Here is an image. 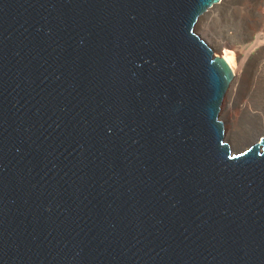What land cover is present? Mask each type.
<instances>
[{
  "label": "water",
  "instance_id": "95a60500",
  "mask_svg": "<svg viewBox=\"0 0 264 264\" xmlns=\"http://www.w3.org/2000/svg\"><path fill=\"white\" fill-rule=\"evenodd\" d=\"M221 0H0V264H264V135L234 150Z\"/></svg>",
  "mask_w": 264,
  "mask_h": 264
},
{
  "label": "bare ground",
  "instance_id": "6f19581e",
  "mask_svg": "<svg viewBox=\"0 0 264 264\" xmlns=\"http://www.w3.org/2000/svg\"><path fill=\"white\" fill-rule=\"evenodd\" d=\"M227 2L228 0H221L216 5V7L224 6ZM263 6L264 0H243V2H238L233 7H230L233 15L229 18L227 17L228 19L225 20L224 38L226 41H228V43H226L224 47V56L221 57L224 58V60L232 69L234 79L232 82L233 87L229 88V95L227 96L228 99L224 103V107L221 112L222 117H224V121L232 112L233 106L236 103V100L239 98L238 96L241 88L244 86V84H246L247 80L249 81V79H251V81H253L255 84H258L256 85L258 87L259 85L264 86ZM213 13L214 12L209 11L207 14L210 17ZM209 41L213 46L221 45V42L216 38H210ZM241 112V115H244L243 117L245 118H261V111L259 109L257 110V108L256 110H251L247 104L241 106ZM227 120H229V118ZM262 127L264 132V126ZM236 130V125L230 127V129H228V136L232 137L234 134H236ZM262 134L264 135V133H261L260 136H262ZM254 141L255 140L246 142L243 141L237 143V145H234L237 147V149H246L251 144H253ZM230 147L233 148L232 146Z\"/></svg>",
  "mask_w": 264,
  "mask_h": 264
},
{
  "label": "rangeland",
  "instance_id": "374dc122",
  "mask_svg": "<svg viewBox=\"0 0 264 264\" xmlns=\"http://www.w3.org/2000/svg\"><path fill=\"white\" fill-rule=\"evenodd\" d=\"M238 2H243V0H228V2L224 6L212 8L211 10H209L211 12H214L212 16L209 17L208 14H206V16H204L200 20L199 27H196V33L210 45L216 55L224 56V47L226 43H228V41H226L224 38V23L225 20L233 15L230 7H233ZM262 9L264 11V6ZM210 38H216L221 42V45L213 46L209 41ZM252 83L254 84V86ZM256 85L258 84H255L253 81H251V79H249V81L247 80L246 84H244V86L241 88L238 96L239 98L237 97L238 99L233 106L232 112L228 116L229 120H227V118L224 121L222 113L220 115V119L223 121L225 126L226 140L230 144V146L234 148V150H237V147H235L237 143L256 140L261 133H264L262 129V126H264V86L259 85L258 87ZM228 95L229 91L227 96ZM227 96L224 100V103L228 99ZM244 104H247V106L249 105V108L251 110H256V108L257 110L259 109L261 111V118L250 119L243 117L244 115H241V106ZM234 125H236L237 127L236 134H234L232 137L228 136V129H230V127H233Z\"/></svg>",
  "mask_w": 264,
  "mask_h": 264
}]
</instances>
